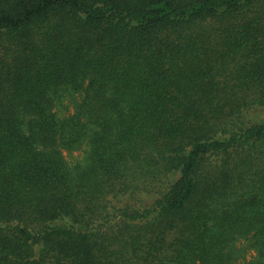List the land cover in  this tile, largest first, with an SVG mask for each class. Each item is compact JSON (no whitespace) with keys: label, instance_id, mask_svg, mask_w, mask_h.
<instances>
[{"label":"trees","instance_id":"obj_1","mask_svg":"<svg viewBox=\"0 0 264 264\" xmlns=\"http://www.w3.org/2000/svg\"><path fill=\"white\" fill-rule=\"evenodd\" d=\"M239 260L264 264V0H0V264Z\"/></svg>","mask_w":264,"mask_h":264},{"label":"rangeland","instance_id":"obj_2","mask_svg":"<svg viewBox=\"0 0 264 264\" xmlns=\"http://www.w3.org/2000/svg\"><path fill=\"white\" fill-rule=\"evenodd\" d=\"M57 110H58L57 113H60V115H63V113H66V112H64L65 111L64 108L59 107V108H57ZM70 110H71V106H70ZM62 153H63V156H64V159H65L66 163L69 166H72L75 163L82 161L83 156H84V147H82L81 149H78V150L77 149H73V150L64 149V150H62ZM237 246L246 248L247 241L240 240L237 243ZM247 250L248 251L245 254L247 255V258H250L251 255L254 254V252L252 250H249V248ZM241 263H242V260H239L238 262H236L234 264H241Z\"/></svg>","mask_w":264,"mask_h":264}]
</instances>
